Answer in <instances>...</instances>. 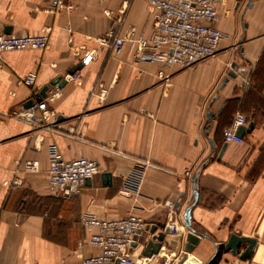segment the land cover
Listing matches in <instances>:
<instances>
[{"label":"crops","instance_id":"obj_1","mask_svg":"<svg viewBox=\"0 0 264 264\" xmlns=\"http://www.w3.org/2000/svg\"><path fill=\"white\" fill-rule=\"evenodd\" d=\"M71 3L73 10L52 11L50 0H0V32H49L46 49L6 52L0 65V264H78L96 253L79 246L88 238L84 212L136 213L150 226L178 222L181 232L146 262L175 264L185 252L190 207L201 239L182 264H212L218 253L217 264H264V0H218L216 26L225 38L215 56L188 68L142 61L127 41L131 28L153 31L147 0ZM110 31L126 39L119 52L98 40ZM75 68L79 81L50 85ZM30 73L35 85L20 83ZM46 85L61 89L48 103L56 113L51 130L13 115L42 99ZM237 113L254 128L243 143L226 142ZM56 154L96 159L101 171L79 195H51L46 174ZM28 160L39 170H24ZM141 166L140 189L124 194L126 176ZM233 233L256 238L249 260L225 248ZM151 238L148 232L135 246L136 259Z\"/></svg>","mask_w":264,"mask_h":264},{"label":"built area","instance_id":"obj_2","mask_svg":"<svg viewBox=\"0 0 264 264\" xmlns=\"http://www.w3.org/2000/svg\"><path fill=\"white\" fill-rule=\"evenodd\" d=\"M107 1V0H102ZM152 8L153 31L150 36L137 34L134 28L129 30L128 40L136 45L138 58L142 61L158 62L164 66L192 67L215 56L225 33L216 26L219 19L218 0H147ZM52 11L73 10L71 0H50ZM112 39V41H109ZM102 44H109L113 51L119 52L126 39L115 36L110 31L105 38H98ZM49 46V32L7 35L0 32V65L4 63V54L9 51L24 49H46ZM80 73L67 74L66 81H79ZM20 83L34 86L36 74L30 73L20 78ZM57 86V85H56ZM61 93L59 87L47 90V96L29 107H22L13 115L21 120L34 124L36 129L51 130L56 113L49 107L50 100ZM250 119L237 113L231 125L224 132L226 142L243 143L244 138L237 134L240 126H248ZM26 171H38L39 162L28 160L23 164ZM101 171L96 159L79 157L66 159L60 154L53 158L47 170V190L54 196H70L82 193L86 180ZM144 175V167H136L125 180L122 192L128 194L140 189ZM190 176L189 172H185ZM167 204L172 207L170 201ZM80 223L88 235L87 240L79 246L89 244L96 253L81 257L78 264H146L149 258L161 255L159 252L152 257L135 258L134 249L140 240L150 232V224L146 218L130 213L120 218H100L88 212L80 216ZM166 238L181 232L176 221L166 222ZM153 237V234H152ZM165 246H162V248ZM161 251V250H160ZM163 251V249H162ZM229 264V263H225Z\"/></svg>","mask_w":264,"mask_h":264},{"label":"water","instance_id":"obj_3","mask_svg":"<svg viewBox=\"0 0 264 264\" xmlns=\"http://www.w3.org/2000/svg\"><path fill=\"white\" fill-rule=\"evenodd\" d=\"M77 68L71 70L69 73L74 74L76 72ZM229 74L233 77L236 76L235 72L232 70L229 72ZM66 83L65 79H62L61 77L55 78L50 85H58L59 87H62ZM50 85H46L45 87L42 88L40 91V95L42 98H45L47 96V90L49 89ZM40 100V98H38ZM34 99L31 98L29 99L25 104L24 107H29L33 105ZM254 128V122H250L248 126H240L237 130V134L241 137L244 136L245 132H250ZM102 179H103V184L105 186L111 185L112 184V175L109 172H103L102 173ZM195 181L197 180V177L194 178ZM91 179L86 180V184H90ZM198 193L195 192V198H197ZM191 207L187 209L185 213V221H186V228L188 229V233L186 235V245H185V252L181 256V258L175 263V264H182L186 258L188 253L192 252L194 249V246L198 244V242L201 239V235L197 233L193 227H192V222H191ZM160 229L159 232H157ZM150 233L153 234V237L146 243L145 248L143 250V256L146 257H152L154 255H157L162 246L164 245L166 241V232L168 229L166 228V223L165 222H158L157 224L151 226L149 229ZM247 243V246L245 247L244 250L239 251V247L241 244ZM257 240L256 238L253 237H244L240 236L238 234L233 233L227 243L225 244V248L227 251H230L233 255H238L241 260H249L254 252V249L256 247ZM136 246V244H134ZM116 264H119V261L116 262Z\"/></svg>","mask_w":264,"mask_h":264},{"label":"trees","instance_id":"obj_4","mask_svg":"<svg viewBox=\"0 0 264 264\" xmlns=\"http://www.w3.org/2000/svg\"><path fill=\"white\" fill-rule=\"evenodd\" d=\"M251 121V120H250ZM219 257H220V253H218L215 257V259L213 260L212 264H217L218 260H219Z\"/></svg>","mask_w":264,"mask_h":264}]
</instances>
